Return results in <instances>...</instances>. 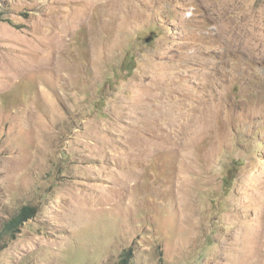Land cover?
Instances as JSON below:
<instances>
[{"label": "rangeland", "instance_id": "1", "mask_svg": "<svg viewBox=\"0 0 264 264\" xmlns=\"http://www.w3.org/2000/svg\"><path fill=\"white\" fill-rule=\"evenodd\" d=\"M0 9V264H264V0Z\"/></svg>", "mask_w": 264, "mask_h": 264}, {"label": "trees", "instance_id": "2", "mask_svg": "<svg viewBox=\"0 0 264 264\" xmlns=\"http://www.w3.org/2000/svg\"><path fill=\"white\" fill-rule=\"evenodd\" d=\"M1 12V9H0ZM36 216V209L33 207H24L20 210L18 215L10 222L8 230L16 231L27 220ZM119 264H135L133 261V253L131 250L123 251Z\"/></svg>", "mask_w": 264, "mask_h": 264}]
</instances>
